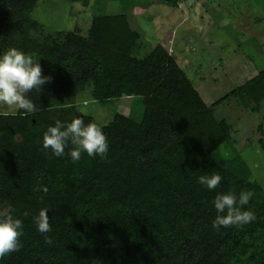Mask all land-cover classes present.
Returning a JSON list of instances; mask_svg holds the SVG:
<instances>
[{
    "label": "trees",
    "instance_id": "16d2710c",
    "mask_svg": "<svg viewBox=\"0 0 264 264\" xmlns=\"http://www.w3.org/2000/svg\"><path fill=\"white\" fill-rule=\"evenodd\" d=\"M36 2L0 0V53L15 47L34 54L51 77L28 93L34 114L0 117V212L14 209L24 224L22 247L0 264H264V191L233 146L226 120L168 49L155 44L135 56L142 37L125 14L93 16L86 36L63 35L29 16ZM87 86L95 101L133 96L139 118L114 113L103 128L108 160L84 153L73 163L42 149V134L56 120L77 118L71 93ZM238 90L245 100L263 101L264 68ZM221 145L224 156L213 157ZM211 172L222 179L210 191L197 178ZM39 185L48 191H34ZM229 189L254 192L245 208L257 219L215 230L212 201ZM44 207L47 234L32 219Z\"/></svg>",
    "mask_w": 264,
    "mask_h": 264
},
{
    "label": "rangeland",
    "instance_id": "374dc122",
    "mask_svg": "<svg viewBox=\"0 0 264 264\" xmlns=\"http://www.w3.org/2000/svg\"><path fill=\"white\" fill-rule=\"evenodd\" d=\"M113 13L127 15L140 33L143 45L134 48L135 56H145L155 44L166 48L165 36L158 40L170 30L174 45L182 42L184 51L179 48L174 58L215 116L226 120L233 146L264 191V100H245L238 90L264 68V0H183L180 8L164 0H37L29 16L63 35L86 36L93 16ZM225 16L231 20L227 26L221 23ZM72 91L69 107L103 125L114 113L130 116L132 105L140 102L126 95L95 101L89 86ZM13 107L0 105V111ZM132 116L139 118L137 113ZM224 154L221 145L212 156ZM0 207L6 209L4 203Z\"/></svg>",
    "mask_w": 264,
    "mask_h": 264
},
{
    "label": "clouds",
    "instance_id": "9594fccd",
    "mask_svg": "<svg viewBox=\"0 0 264 264\" xmlns=\"http://www.w3.org/2000/svg\"><path fill=\"white\" fill-rule=\"evenodd\" d=\"M221 23L227 26L231 20L225 16ZM50 82V76L42 75L39 57L34 54L25 53L15 47L0 53V105L14 106L12 111H0V117L34 114L36 105L28 93L33 90L38 93L42 85ZM103 128V124L96 122L85 124L79 115L70 122L56 120L43 132L41 147L44 150L50 149L55 157L67 155L73 163L80 161L84 153L88 157H99L107 161L109 142ZM69 144L72 147L66 153ZM197 179L200 185L211 191L217 188L222 177L219 172H211L202 174ZM33 190L45 193L48 191L44 185L34 186ZM253 196L254 192L251 190H241L237 193L229 189L217 193L212 201L216 216L211 222V227L219 230L221 227L242 226L255 221L257 219L255 212L251 208H245ZM49 210L50 207H44L32 217L37 231L41 234H47L52 230ZM23 215L28 216L29 213L25 211ZM23 232V221L14 215V209L9 208L6 212H0V259L20 250ZM45 243H52L47 235Z\"/></svg>",
    "mask_w": 264,
    "mask_h": 264
},
{
    "label": "crops",
    "instance_id": "0c3cea01",
    "mask_svg": "<svg viewBox=\"0 0 264 264\" xmlns=\"http://www.w3.org/2000/svg\"><path fill=\"white\" fill-rule=\"evenodd\" d=\"M182 1L183 0H177V2H176V4H170L169 2H167V0H164V2L165 3H168V4H170V5H172V6H174V7H178V8H180L181 6H182ZM199 4V2H196V6ZM198 7V6H197ZM197 10H198V8H197ZM114 14V13H113ZM127 16V15H126ZM184 15L182 14L181 15V17L178 19V23L180 22V21H182L183 19H184V17H183ZM127 20H128V22H129V19H128V16H127ZM129 24H130V22H129ZM131 26V25H130ZM132 28V27H131ZM134 29V28H133ZM188 29H190V27L188 28ZM136 30V29H135ZM137 31V30H136ZM138 32V31H137ZM139 33V32H138ZM140 34V33H139ZM163 36H165L164 37V42H165V46H166V48L168 49V51H169V53H171L172 54V56H173V54H174V56L176 55L177 57H178V52L179 53H181V50L179 49V48H181L183 51H184V45H182V42H178L179 44H180V47L179 46H175L174 45V40L172 39V32H171V30L170 31H167V32H165V34H163L160 38H159V40L158 41H160V39L163 37ZM184 40V39H183ZM143 44L141 43V45L140 46H142ZM154 46V45H153ZM175 50V51H174ZM171 51V52H170ZM172 51H174L173 53H172ZM173 56V57H174ZM175 60H176V62H177V64L180 66V64H179V62H178V59L175 57ZM257 73V72H256ZM255 73V74H256ZM254 74V75H255Z\"/></svg>",
    "mask_w": 264,
    "mask_h": 264
}]
</instances>
